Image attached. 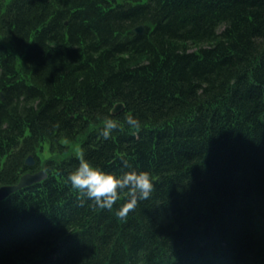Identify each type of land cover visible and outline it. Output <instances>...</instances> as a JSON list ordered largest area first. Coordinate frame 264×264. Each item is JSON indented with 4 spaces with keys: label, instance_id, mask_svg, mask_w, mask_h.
<instances>
[{
    "label": "trees",
    "instance_id": "obj_1",
    "mask_svg": "<svg viewBox=\"0 0 264 264\" xmlns=\"http://www.w3.org/2000/svg\"><path fill=\"white\" fill-rule=\"evenodd\" d=\"M81 155L148 172L150 198L93 210ZM33 169L0 201V264H264V0H0V185Z\"/></svg>",
    "mask_w": 264,
    "mask_h": 264
},
{
    "label": "clouds",
    "instance_id": "obj_2",
    "mask_svg": "<svg viewBox=\"0 0 264 264\" xmlns=\"http://www.w3.org/2000/svg\"><path fill=\"white\" fill-rule=\"evenodd\" d=\"M125 124L130 129L141 127L140 121L132 115L125 117ZM117 129L122 131L123 127L115 120L105 119L100 135L104 140H108ZM124 167H129L127 161L124 162ZM67 180L73 189L92 202L89 206L93 210L97 208L111 210L121 196H125L126 202L116 213L117 218L121 220H126L138 203L149 199L154 190V184L148 172L128 171L116 176L93 167L83 155L79 157L78 168L68 175ZM83 203L82 200L81 206Z\"/></svg>",
    "mask_w": 264,
    "mask_h": 264
},
{
    "label": "water",
    "instance_id": "obj_3",
    "mask_svg": "<svg viewBox=\"0 0 264 264\" xmlns=\"http://www.w3.org/2000/svg\"><path fill=\"white\" fill-rule=\"evenodd\" d=\"M134 30L136 33H143L144 25L141 24V25L137 26ZM124 107H125V104L123 102H119L115 105L112 112L114 114L119 113L120 111H122L124 109ZM26 162L28 164H34L33 157L29 156L27 158ZM46 176H47L46 173L43 171H39L36 173H30L29 172V173H25L24 175H22L18 183L0 185V201L4 200L9 195L17 192L18 190H20L22 188H26L27 186H29L35 182H39V181L43 180Z\"/></svg>",
    "mask_w": 264,
    "mask_h": 264
},
{
    "label": "rangeland",
    "instance_id": "obj_4",
    "mask_svg": "<svg viewBox=\"0 0 264 264\" xmlns=\"http://www.w3.org/2000/svg\"><path fill=\"white\" fill-rule=\"evenodd\" d=\"M70 148H72L71 150L74 153H76V154L80 153V144H79V142H72V144L70 145ZM50 155H51V153H50V150H49V144L47 143V144L44 145V149L43 150L39 151L37 153V155H34L35 160H36V165H35L36 167L35 168H37V165H38L37 161L41 162V161H43L45 158H47ZM37 170H35V171H37Z\"/></svg>",
    "mask_w": 264,
    "mask_h": 264
}]
</instances>
